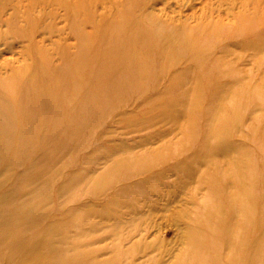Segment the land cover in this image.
Returning <instances> with one entry per match:
<instances>
[{
	"label": "rangeland",
	"instance_id": "rangeland-1",
	"mask_svg": "<svg viewBox=\"0 0 264 264\" xmlns=\"http://www.w3.org/2000/svg\"><path fill=\"white\" fill-rule=\"evenodd\" d=\"M212 238L264 255V0H0V264H213Z\"/></svg>",
	"mask_w": 264,
	"mask_h": 264
},
{
	"label": "bare ground",
	"instance_id": "bare-ground-1",
	"mask_svg": "<svg viewBox=\"0 0 264 264\" xmlns=\"http://www.w3.org/2000/svg\"><path fill=\"white\" fill-rule=\"evenodd\" d=\"M14 119L17 121V119L15 117L13 119L6 120L5 122L8 123V124H12L11 122ZM220 223L222 224L221 219H220ZM231 237H232V235L224 239V243L226 245H228V246H229V244H228V242L226 240L229 239V238H231ZM200 240H201V238L199 236H197V235H190L189 236V243H195V244L199 245V244H201V241ZM40 241L42 242V239H40ZM44 242L46 243V245H47L48 248H54L55 249V246L56 245L49 243L48 242V239L46 237L44 238ZM221 244H222V240L217 241V239H215V238H212V239L208 240V242H207V250L208 251L206 253L207 256H205L206 260L211 261V262L214 261L213 264L214 263H217L218 264L217 247L216 246H221ZM17 245H18V247H21L24 244H23V242H20L19 241V242H17ZM33 254H35V253H33V252L30 251V253H28V257L31 258L33 256L31 259L34 258L35 262H38V264H43V263H41V261L42 260H45L44 257H46V258L49 259V263L48 264H51L52 263V257L50 256V254L49 255H46L45 254L43 256L42 255H38V254H35V255H33ZM250 254H251V257L248 259L247 264H264V255L262 253V250H260V251L259 250H256L254 253L251 252ZM57 256H60L62 258L63 257V253L55 254L54 258L57 257ZM202 259H203V257H202ZM35 262L32 261V264H34ZM181 262L182 261H181V257H180L178 259V261L176 262V264H180ZM194 264H200V263H194Z\"/></svg>",
	"mask_w": 264,
	"mask_h": 264
}]
</instances>
